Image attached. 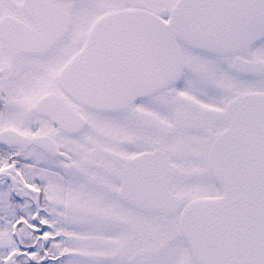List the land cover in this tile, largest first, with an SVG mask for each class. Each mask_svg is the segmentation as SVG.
I'll return each mask as SVG.
<instances>
[{"label": "snow or ice", "instance_id": "snow-or-ice-1", "mask_svg": "<svg viewBox=\"0 0 264 264\" xmlns=\"http://www.w3.org/2000/svg\"><path fill=\"white\" fill-rule=\"evenodd\" d=\"M0 264H264V0H0Z\"/></svg>", "mask_w": 264, "mask_h": 264}]
</instances>
